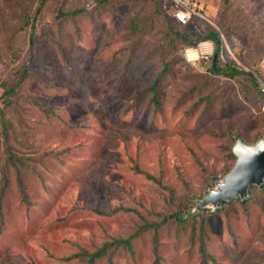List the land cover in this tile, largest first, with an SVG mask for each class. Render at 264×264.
<instances>
[{
    "label": "rangeland",
    "instance_id": "374dc122",
    "mask_svg": "<svg viewBox=\"0 0 264 264\" xmlns=\"http://www.w3.org/2000/svg\"><path fill=\"white\" fill-rule=\"evenodd\" d=\"M197 1L244 74L171 0H0V264H264V182L197 210L264 137V0Z\"/></svg>",
    "mask_w": 264,
    "mask_h": 264
},
{
    "label": "water",
    "instance_id": "95a60500",
    "mask_svg": "<svg viewBox=\"0 0 264 264\" xmlns=\"http://www.w3.org/2000/svg\"><path fill=\"white\" fill-rule=\"evenodd\" d=\"M235 137L234 152L237 162L234 168L218 183L217 188H211L210 192L198 201L197 210L209 204L220 207L224 200L234 197L245 199L249 196L248 188L251 184L260 185L264 182V137L255 144L247 143L238 135ZM245 150L246 153H243Z\"/></svg>",
    "mask_w": 264,
    "mask_h": 264
},
{
    "label": "trees",
    "instance_id": "16d2710c",
    "mask_svg": "<svg viewBox=\"0 0 264 264\" xmlns=\"http://www.w3.org/2000/svg\"><path fill=\"white\" fill-rule=\"evenodd\" d=\"M180 25H186V24L181 23V22L176 20V22H174V24L172 25L173 31L176 33L177 37L180 40H182V41L187 40L191 44H197L198 41H200L202 39H211L215 43V51H214V54L212 55L210 71H212L213 73H217L219 75H225L228 77H237L238 75L244 74L245 71L238 69L236 66H233L230 64H227V65L221 64V42H222V40L220 38L219 32L216 29L209 28L206 32L200 33L195 39L189 40V39H187V37L184 33L180 32L178 30ZM162 76H163L162 73L159 74L158 77L156 78L155 82L151 86V89H152L153 94H154L153 99L155 100L156 104L159 103L158 83H159V80L162 78ZM247 78H248L247 80L250 83L255 82V79L253 78V75L251 73H248ZM6 86L8 88V91L4 92V94L7 95V94L15 91L14 85H9L8 83H6ZM259 91L261 92V89H259ZM20 189H21V192L23 193V197L27 200L28 195H27V192L25 191V186H24V183L22 181H20ZM123 243L131 248L130 239H119V240H115L114 242H108L104 246H102L100 249L94 251L93 253H89L90 264H92L94 262L96 257L107 254L108 247L113 246V245L118 246V245L123 244Z\"/></svg>",
    "mask_w": 264,
    "mask_h": 264
},
{
    "label": "built area",
    "instance_id": "2783aa9c",
    "mask_svg": "<svg viewBox=\"0 0 264 264\" xmlns=\"http://www.w3.org/2000/svg\"><path fill=\"white\" fill-rule=\"evenodd\" d=\"M176 8L173 10V17L184 24L194 18H207L205 7L197 0H171ZM215 46L211 39H205L185 49V56L188 60L196 62L201 59H210L214 54ZM261 91L264 94V80L261 82Z\"/></svg>",
    "mask_w": 264,
    "mask_h": 264
},
{
    "label": "bare ground",
    "instance_id": "6f19581e",
    "mask_svg": "<svg viewBox=\"0 0 264 264\" xmlns=\"http://www.w3.org/2000/svg\"><path fill=\"white\" fill-rule=\"evenodd\" d=\"M243 153H246V150ZM244 155H246V154H244Z\"/></svg>",
    "mask_w": 264,
    "mask_h": 264
}]
</instances>
